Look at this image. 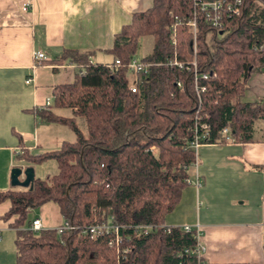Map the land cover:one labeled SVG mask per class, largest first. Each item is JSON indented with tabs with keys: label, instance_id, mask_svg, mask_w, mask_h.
I'll use <instances>...</instances> for the list:
<instances>
[{
	"label": "trees",
	"instance_id": "16d2710c",
	"mask_svg": "<svg viewBox=\"0 0 264 264\" xmlns=\"http://www.w3.org/2000/svg\"><path fill=\"white\" fill-rule=\"evenodd\" d=\"M194 14L192 0H153L151 8L134 13L109 50L113 64L121 60L116 70L90 63L86 52H63L60 62L70 60L86 70L73 83L54 87V108H70L82 116L87 133L75 116L47 108L35 111L48 123L69 126L77 139L41 155L24 152L21 158L32 164L56 161L57 173L36 176L32 187L0 190V203H11L3 218L13 220L11 226L17 229L16 264H212L186 253L197 239L182 226L168 225L167 218L189 186L187 167L196 153L188 142L197 117L210 125L212 143H227L225 128L238 142L259 141L264 98L242 99L251 75L264 67V50L256 48L264 42V0H245L242 12L226 18L222 29L210 27L198 14L196 52L188 25ZM146 36L154 37V47L145 60L165 62L175 55L181 61L197 60V76L194 70L155 65L138 77L133 92L128 64ZM197 85L206 91L199 95ZM48 202L56 203L76 228L62 236L55 229L30 230V210ZM112 215L121 227L120 241L112 233L95 239L81 234ZM138 224L152 229L136 232Z\"/></svg>",
	"mask_w": 264,
	"mask_h": 264
},
{
	"label": "crops",
	"instance_id": "0c3cea01",
	"mask_svg": "<svg viewBox=\"0 0 264 264\" xmlns=\"http://www.w3.org/2000/svg\"><path fill=\"white\" fill-rule=\"evenodd\" d=\"M26 3L28 11L23 10ZM152 6L153 0H0V190L13 187V168L32 166L36 172L54 161L32 164L21 158L24 152L41 155L77 139L69 126L48 123L35 112L47 108L55 86L73 83L82 73V65L59 61L63 52L78 50L90 54L94 62L112 63L115 57L109 50L116 34L134 13ZM39 50L50 60L34 68V53ZM263 98L264 67L251 75L242 100ZM47 109L75 116L70 108ZM75 117L86 134L85 119ZM257 125L259 141L207 143L199 148V165L189 174L195 179L198 173L202 183L189 184L167 218L172 226H200L208 263H264V121ZM10 205L0 203L1 264H8L5 250L17 238L13 220L3 218ZM36 218L45 229L65 221L54 202L42 205Z\"/></svg>",
	"mask_w": 264,
	"mask_h": 264
},
{
	"label": "built area",
	"instance_id": "2783aa9c",
	"mask_svg": "<svg viewBox=\"0 0 264 264\" xmlns=\"http://www.w3.org/2000/svg\"><path fill=\"white\" fill-rule=\"evenodd\" d=\"M245 0H192L193 5L195 7V14L194 17L188 22V25L190 27V31L193 32V48L194 51H197V30H198V14H202L204 16L205 21L208 23V25L214 29H222L225 24L226 18H232L233 16H237L242 12L243 6H244ZM24 11L29 10V4H24L23 6ZM172 42L176 44L177 42V28L175 25L172 27ZM256 48H259V50H264V42L260 43ZM50 60L49 56L43 52V51H36L34 53V65L33 67L36 68V66L41 65L45 63L46 61ZM94 61L90 57V63H93ZM167 64L170 66H177L181 70H194L196 76L198 73V65L197 60L193 61H181L175 55L174 58L168 59L165 62H151L144 59V57H139L138 55H134L129 64H128V74L134 75V79L130 77L131 79V90L133 92H136L138 89V77L141 75H148L151 71V68L155 65H163ZM110 68L117 69L121 65V60L116 59L115 63L113 64H106ZM83 66L82 73L85 72V65ZM204 78H208L207 74L203 75ZM32 78L28 79V82H30ZM197 91L203 92L206 91V87L202 86L200 87L197 85ZM54 98H48L46 102V107H53L54 106ZM191 131L193 133V138L191 141L188 142V145L190 148H193L196 153V160L193 164L188 166V170L191 167L197 168L199 165V148L203 144L212 143L210 140V125L203 120L202 117H197V121L194 124V126L191 128ZM222 134L224 136V139L227 142H236L235 136L232 133V131L229 128H225L222 131ZM216 143V142H214ZM157 147L153 146L152 151L156 154L155 150ZM189 184H194L196 186H200L202 181L199 178L198 173H196L195 179H192L189 177L188 179ZM187 232H192L197 239V243L192 248H187L185 251L189 255H196L199 258L203 257V252L205 251V246L201 241V230L200 226L197 225L196 227L193 225H183L182 226ZM32 231H41L45 228L43 227L42 220L40 218L34 219L31 224L28 227ZM76 226L72 225L68 220L65 219V221L60 224L58 227L55 228L58 235L62 236L65 232L71 229H75ZM120 226L116 223V218L114 215L111 216L107 221L102 223H96L92 224L86 228H84L81 231L82 235L89 236L92 239H95L101 235L106 234H115L117 237V241H120ZM134 229L136 232L141 233H148L152 226L149 224H138L134 226ZM125 252H128V249L125 250ZM1 264V263H0Z\"/></svg>",
	"mask_w": 264,
	"mask_h": 264
},
{
	"label": "rangeland",
	"instance_id": "374dc122",
	"mask_svg": "<svg viewBox=\"0 0 264 264\" xmlns=\"http://www.w3.org/2000/svg\"><path fill=\"white\" fill-rule=\"evenodd\" d=\"M154 47V42H153V36H146L141 38L140 40V48L138 51V56L139 57H144L147 54H150L152 52ZM112 59V56H110ZM131 78L134 79V75H130ZM156 154H158L159 150L158 148L155 150ZM50 163H45L41 165L40 167L36 168V173L39 177H46V174H50L51 176L55 173H57V168H56V162L55 161H49ZM41 207L34 208L30 211L29 216H28V223L32 221L37 215H39V210ZM13 234L15 235L16 232L13 230ZM16 236V235H15ZM6 248L5 252V259L8 261V264H16L17 262V250H16V245H12Z\"/></svg>",
	"mask_w": 264,
	"mask_h": 264
},
{
	"label": "water",
	"instance_id": "95a60500",
	"mask_svg": "<svg viewBox=\"0 0 264 264\" xmlns=\"http://www.w3.org/2000/svg\"><path fill=\"white\" fill-rule=\"evenodd\" d=\"M36 178L35 168L29 166L27 168L15 167L12 170V185L20 187H32Z\"/></svg>",
	"mask_w": 264,
	"mask_h": 264
}]
</instances>
